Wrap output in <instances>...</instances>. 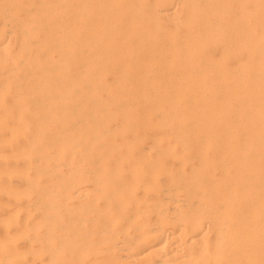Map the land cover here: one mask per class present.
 Segmentation results:
<instances>
[{"label": "bare ground", "instance_id": "obj_1", "mask_svg": "<svg viewBox=\"0 0 264 264\" xmlns=\"http://www.w3.org/2000/svg\"><path fill=\"white\" fill-rule=\"evenodd\" d=\"M0 264H264V0H0Z\"/></svg>", "mask_w": 264, "mask_h": 264}, {"label": "rangeland", "instance_id": "obj_2", "mask_svg": "<svg viewBox=\"0 0 264 264\" xmlns=\"http://www.w3.org/2000/svg\"><path fill=\"white\" fill-rule=\"evenodd\" d=\"M164 24H165V23H164ZM12 42H13V44H12ZM11 44H12V46L15 47V42H14V40L11 41ZM113 125H114V123H113ZM113 125H112V126H113Z\"/></svg>", "mask_w": 264, "mask_h": 264}]
</instances>
